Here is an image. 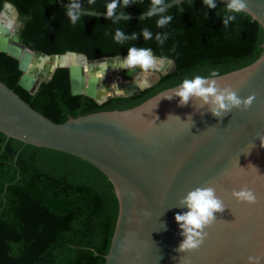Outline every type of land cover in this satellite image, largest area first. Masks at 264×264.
Listing matches in <instances>:
<instances>
[{
  "label": "water",
  "instance_id": "water-1",
  "mask_svg": "<svg viewBox=\"0 0 264 264\" xmlns=\"http://www.w3.org/2000/svg\"><path fill=\"white\" fill-rule=\"evenodd\" d=\"M175 2H166L165 8ZM246 3V12L264 29V0ZM7 6L11 13L0 21V50L19 60V84L30 93L48 81L56 68L67 67L71 92L102 103L114 95L137 94L175 67L167 58L171 66H165L141 87L136 83L140 72L130 79L119 78L115 85L110 76L119 77L123 69L109 64L107 71L112 75L101 79L103 73L98 75L101 70L94 62L117 56L122 59L127 54L89 59L83 52L47 54L33 50L20 41L19 12L11 3H4L0 17ZM84 11L106 17L105 12ZM146 12L126 15L142 19ZM9 20L12 29L5 27ZM262 46L256 61L216 77L220 85L231 86L242 98L256 94L247 110L233 108L221 118L211 113L210 105L200 107V101L181 107L179 97L162 98L177 85L131 108L54 122L0 81V131L6 140L12 137L23 145L77 156L107 176L118 200V216L104 264H264V174L254 181L250 179L251 167L242 174L237 171L261 143L258 136L264 135V42ZM78 59L87 63V69L73 61ZM209 185L216 188L226 207L205 229L208 236L197 251L178 252L184 237L175 214L187 211L180 201L190 190ZM242 187L253 190L257 203L240 202L232 196L234 189ZM146 211L150 214L145 215Z\"/></svg>",
  "mask_w": 264,
  "mask_h": 264
},
{
  "label": "trees",
  "instance_id": "trees-1",
  "mask_svg": "<svg viewBox=\"0 0 264 264\" xmlns=\"http://www.w3.org/2000/svg\"><path fill=\"white\" fill-rule=\"evenodd\" d=\"M5 2L18 10L20 41L33 50L47 54L70 50L98 59L125 55L128 47L138 46L151 48L155 56L175 63L171 71L160 74L141 92L114 95L98 103L71 92L67 67L56 68L48 81L30 93L19 84V60L0 50V81L54 122L134 107L185 78L208 77L213 70L222 75L250 65L263 51V26L243 12L225 27L226 2L220 0H216L215 9L203 0H183L167 9L165 15L173 19L162 28L157 27L156 16L113 23L106 17L85 15L73 25L59 0H0V12ZM110 2L95 0L94 5H88L87 0H80L84 9L99 12H106ZM131 3L125 14L146 12L151 0ZM117 11H122V6ZM117 28L126 34L147 28L153 39L145 41L139 35L121 45L113 39ZM158 32L168 33L163 45L155 40ZM137 69L129 73L124 69L122 79L132 78ZM117 216L114 186L97 167L66 152L23 145L12 137L6 140L0 131V264H104Z\"/></svg>",
  "mask_w": 264,
  "mask_h": 264
},
{
  "label": "clouds",
  "instance_id": "clouds-1",
  "mask_svg": "<svg viewBox=\"0 0 264 264\" xmlns=\"http://www.w3.org/2000/svg\"><path fill=\"white\" fill-rule=\"evenodd\" d=\"M88 5H94L95 0H87ZM180 0H176L175 4H179ZM132 4L131 0H111L106 4L105 16L113 23L119 22L121 19L128 20V16L125 14L124 9ZM165 0H151L149 9L146 12V17H158L156 24L157 27H164L168 25L173 17L171 15H165L168 8H165ZM203 4L208 8H216V0H203ZM122 11L118 12V8ZM225 15L222 16L223 25L227 27L230 22L237 19L239 13L247 11L246 0H227L225 4ZM65 14L70 22L75 25L82 16H92L94 13L85 12L84 6L80 3V0H69L67 6L64 7ZM180 12L184 9L179 8ZM118 15H114L117 14ZM207 16V13H206ZM145 18V16L143 17ZM142 18V19H143ZM208 18V17H207ZM8 29L13 28V22L11 20L5 25ZM139 35L144 37V40L153 39V33L147 28H141L139 32L133 31L131 34H126L125 31L117 28L113 39L115 42L124 45L125 42L131 40L135 41ZM168 38V33H156L155 40L158 44L163 45ZM94 64L98 65L103 73L101 79H103L106 70L111 64L113 69H125L127 73L136 68H139L143 73L152 71H161L165 66H171L172 61L166 57H157L153 54L151 48L131 46L128 47L127 56L119 58V56L112 58L110 61L104 58L101 61H96ZM219 76L217 70H213L210 76L196 75L191 79L185 78L176 88L170 92L164 93L162 98L172 100L175 97H179L178 106H185L190 101H200V107L208 104L210 105L211 113L216 117H221L224 114L230 112L233 108L242 110L249 109L253 101L256 98V94L252 93L247 97H240L237 95V91L231 86H221L216 77ZM137 83V82H136ZM142 85H139L141 87ZM161 98V99H162ZM189 117H191L189 115ZM261 144L264 143V135H259ZM249 154V153H248ZM232 196L240 201L250 204L257 203V196L252 189L248 187H242L239 190H233ZM180 204L187 209L184 212H178L175 214V220L182 230L181 235L184 239L179 244L178 252H194L197 251L204 243L208 236L206 228L212 226L217 217L215 213H222L225 209L223 198L217 194L215 187L209 185L206 187H196L190 190L186 196H184ZM147 211L145 215H149ZM226 223H230L225 221Z\"/></svg>",
  "mask_w": 264,
  "mask_h": 264
},
{
  "label": "bare ground",
  "instance_id": "bare-ground-1",
  "mask_svg": "<svg viewBox=\"0 0 264 264\" xmlns=\"http://www.w3.org/2000/svg\"><path fill=\"white\" fill-rule=\"evenodd\" d=\"M11 13V8L9 6H7L4 10H3V14L0 17V21L2 22L3 20H5L7 17L10 16ZM63 58V57H62ZM62 62L64 60H61ZM74 62H79V64H83L86 69H87V63L83 60V59H78V60H73ZM111 68V67H110ZM98 75L102 74L101 71L97 72ZM112 75L109 71L106 70L104 78H106L107 76ZM102 76V75H101ZM111 77V81L115 84L118 85L117 83H119L120 79L119 77H117L116 75L110 76ZM147 80V78H143L142 75H139L136 78V82L137 84L141 85L143 83H145ZM223 86V85H221ZM248 166L251 167V174H250V179L254 180L255 179H259L260 177L263 176L264 174V143H260L255 149H253L246 157L244 164L242 165V167L238 168V173L242 174L243 171H246L248 169ZM262 179V178H261ZM264 179V178H263ZM243 186V185H242ZM216 214V213H215ZM218 214V213H217ZM229 214L226 213V216ZM230 219L231 218V214L229 215Z\"/></svg>",
  "mask_w": 264,
  "mask_h": 264
},
{
  "label": "rangeland",
  "instance_id": "rangeland-1",
  "mask_svg": "<svg viewBox=\"0 0 264 264\" xmlns=\"http://www.w3.org/2000/svg\"><path fill=\"white\" fill-rule=\"evenodd\" d=\"M138 72H140L139 75H142V77L144 79L147 78L148 81H152V79L155 78L157 76V73H158V71H152V72H148V73H143L140 69H137V72L135 74H137ZM121 73L120 74L117 73V74H118L119 78L122 79Z\"/></svg>",
  "mask_w": 264,
  "mask_h": 264
},
{
  "label": "flooded vegetation",
  "instance_id": "flooded-vegetation-1",
  "mask_svg": "<svg viewBox=\"0 0 264 264\" xmlns=\"http://www.w3.org/2000/svg\"><path fill=\"white\" fill-rule=\"evenodd\" d=\"M137 76H139V75H137Z\"/></svg>",
  "mask_w": 264,
  "mask_h": 264
}]
</instances>
